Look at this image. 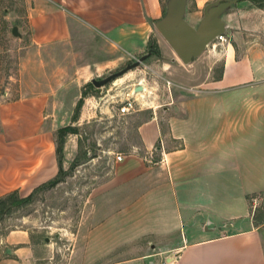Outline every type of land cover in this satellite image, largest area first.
Instances as JSON below:
<instances>
[{
    "label": "crops",
    "instance_id": "0c3cea01",
    "mask_svg": "<svg viewBox=\"0 0 264 264\" xmlns=\"http://www.w3.org/2000/svg\"><path fill=\"white\" fill-rule=\"evenodd\" d=\"M189 1L199 23L205 6L218 0H187L185 17ZM35 3L30 16L35 44L65 46L73 31L90 28L101 38L106 55L87 64L97 71L112 72L126 57L136 61L146 44L141 41L146 22L162 18L159 0ZM249 6L253 8L246 10ZM263 9L252 0H235L222 13L227 41L219 53L208 51L204 76H194L201 68V54L188 64H193L191 79L172 82L163 104L137 126L140 148L114 161L111 181L118 189L166 198L170 209L164 222L147 231L150 251L120 264H264V221L254 220L249 205V198L264 195V57L260 49H248L242 35L250 30L244 18ZM165 43L160 49L174 54ZM146 54L148 59L155 55ZM173 56L170 67L179 62ZM217 58L221 69L214 77ZM24 74L20 97L0 102V198L11 193L28 196L56 178L62 170L57 131L87 124L102 112L95 108L80 113V108L73 121L80 91L68 111L70 125H62L65 110L59 97L51 98L60 87L28 91ZM102 75L93 72L90 83L107 76ZM140 84L146 89L143 83L135 84L125 97ZM105 102L117 114L116 107ZM42 246L27 230H10L0 236V264H36Z\"/></svg>",
    "mask_w": 264,
    "mask_h": 264
},
{
    "label": "rangeland",
    "instance_id": "374dc122",
    "mask_svg": "<svg viewBox=\"0 0 264 264\" xmlns=\"http://www.w3.org/2000/svg\"><path fill=\"white\" fill-rule=\"evenodd\" d=\"M256 1L264 8V0ZM159 2L163 17L169 0ZM35 4V0H0V102L20 97L24 70L28 91H57L60 87V93L51 97L55 100L59 97L61 110H65L60 124L70 125L68 111L80 91L85 94L80 113L95 108L102 112L87 124L72 126L76 135L69 131L62 135V171L54 181L38 187L30 195L13 198L24 202L11 206L2 216L0 236L14 229L31 233L44 245L36 264H120L142 256L150 251L147 231L166 220L169 202L166 198L138 197L131 189H118L111 181L114 161L116 156L140 148L137 126L148 118L151 109L163 104L172 82L191 79L188 70L193 64L183 65L178 60L170 67L174 54L160 49L165 42L154 27L155 21H147L141 31V41L146 44L135 58L148 51L155 55L105 86L95 88L90 83L93 72L107 76L120 72L134 62L133 58L126 57L124 64L112 72L97 71L95 65L88 67L93 60L106 56L101 38L90 28L73 31L65 46H38L32 36L30 19ZM252 8L249 6L246 10ZM192 14L193 5L189 1L184 20L196 27L199 18ZM244 21L250 26V30L242 33L245 46L260 49L264 57V13H250ZM14 27L17 35L12 34ZM221 47L215 42L207 46L198 58L201 60H197L202 62L195 77L204 76L208 51L215 49L219 53ZM215 61L214 77H217L221 60ZM166 65L169 66L165 68ZM138 83L145 85L146 92L136 112L120 116L110 110L105 102L110 96L118 95L123 100L126 92ZM75 137L79 140L76 156ZM253 199L249 198L251 214L254 220L264 221V195Z\"/></svg>",
    "mask_w": 264,
    "mask_h": 264
},
{
    "label": "water",
    "instance_id": "95a60500",
    "mask_svg": "<svg viewBox=\"0 0 264 264\" xmlns=\"http://www.w3.org/2000/svg\"><path fill=\"white\" fill-rule=\"evenodd\" d=\"M234 2L235 0H218L209 3L203 9V17L198 25L192 27L184 20L186 0H169L165 15L154 26L179 61L188 65L199 57L218 35L224 33V23L220 16ZM12 34L17 35L15 27L12 29ZM148 56L149 54L141 56L133 63L127 64L122 71L110 74L100 81L92 80L91 84L95 88L105 86L139 66ZM142 90V86H137L134 92Z\"/></svg>",
    "mask_w": 264,
    "mask_h": 264
},
{
    "label": "trees",
    "instance_id": "16d2710c",
    "mask_svg": "<svg viewBox=\"0 0 264 264\" xmlns=\"http://www.w3.org/2000/svg\"><path fill=\"white\" fill-rule=\"evenodd\" d=\"M252 2L258 4L259 6H261V3L260 2H257L256 0H252ZM85 97V94L82 92V97L79 99V101L77 102V105H76V108H75V114H74V117H73V121L75 120V118L77 117L78 113H79V110L81 108V105L83 103V98ZM72 126H66V127H63V128H60L57 133H56V155H57V161H58V164L61 166V160H62V147H63V137L62 135L66 132H71V133H74L75 135L77 134V132H73V130L71 129ZM79 143V140L77 141V145ZM61 167H60V171H59V174L61 172ZM55 179V178H54ZM51 180V181H54ZM49 181V182H51ZM47 182V183H49ZM45 183V184H47ZM43 184V185H45ZM42 185V186H43ZM37 189V188H36ZM16 195H18L17 193H11V194H8L4 197H1L0 198V220L2 219V216L5 215L6 213H8V211L10 210L11 206H17V205H20L22 204L24 201H18L17 199H13V198H16Z\"/></svg>",
    "mask_w": 264,
    "mask_h": 264
},
{
    "label": "built area",
    "instance_id": "2783aa9c",
    "mask_svg": "<svg viewBox=\"0 0 264 264\" xmlns=\"http://www.w3.org/2000/svg\"><path fill=\"white\" fill-rule=\"evenodd\" d=\"M227 41V37L224 34L218 35L213 42L218 45H222ZM143 90L141 92H134L132 90V94L130 96H126L123 100L119 99L118 95L110 96L107 101L111 103V105H116L117 114L120 116L129 115L137 111V106L140 100L143 98L142 92H145L143 85ZM116 160L120 161L121 156H116Z\"/></svg>",
    "mask_w": 264,
    "mask_h": 264
},
{
    "label": "bare ground",
    "instance_id": "6f19581e",
    "mask_svg": "<svg viewBox=\"0 0 264 264\" xmlns=\"http://www.w3.org/2000/svg\"><path fill=\"white\" fill-rule=\"evenodd\" d=\"M145 92H146V89H145Z\"/></svg>",
    "mask_w": 264,
    "mask_h": 264
}]
</instances>
